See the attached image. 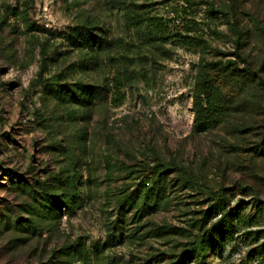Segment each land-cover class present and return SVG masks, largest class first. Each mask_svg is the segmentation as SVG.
I'll use <instances>...</instances> for the list:
<instances>
[{"label": "rangeland", "instance_id": "374dc122", "mask_svg": "<svg viewBox=\"0 0 264 264\" xmlns=\"http://www.w3.org/2000/svg\"><path fill=\"white\" fill-rule=\"evenodd\" d=\"M151 18L165 25L156 45ZM233 25L253 32L240 47ZM74 29L109 48L73 47ZM234 52L255 71L262 62L264 0H0V264H82L80 252L86 264H264V156L252 155L264 89L248 88L216 131L192 133L197 66ZM88 87L87 108L65 97ZM156 158L186 184L171 171L166 199L149 202L141 181ZM60 174L79 179L70 211L40 199L59 202ZM232 209L236 226L218 236Z\"/></svg>", "mask_w": 264, "mask_h": 264}, {"label": "trees", "instance_id": "16d2710c", "mask_svg": "<svg viewBox=\"0 0 264 264\" xmlns=\"http://www.w3.org/2000/svg\"><path fill=\"white\" fill-rule=\"evenodd\" d=\"M211 15L221 16L222 12L220 10H214L213 7H209ZM232 15V14H231ZM136 18V19H135ZM131 23L138 30L142 28L143 21L138 22V18L131 17ZM165 30V25L162 20L149 19L148 23V31H147V39L152 41V44H158L164 40V35L159 34ZM232 36L236 39L235 47H240L239 43L243 39H250L253 36V32L251 31H241L235 25L230 27L229 30ZM69 41L73 47L85 48L89 51H98L104 52L109 48V43L106 42L105 39L97 38L91 35L90 32L82 31V29H74L71 31V35L69 36ZM191 43L195 46L196 42L194 39H189ZM231 57H234L236 60L233 61H217V60H201L200 64L197 66L199 70V82L194 89L196 95H198L203 100V105L199 103L196 106V111L193 114V123H192V133L194 135H203L216 131L222 125H224L228 117L235 111L236 105L240 99V97L248 90L250 87L264 89V80H262L259 75L260 73H264V53L262 56V62L259 63L257 70L253 69L252 64H248L241 60L240 54L233 53ZM242 64H245L242 67ZM97 95L94 93L91 88H83L79 90L78 94H76L73 90L65 91V97L68 98L70 103H75L77 105H81L83 107H89L92 104V98ZM242 132V131H241ZM237 133H240L238 131ZM264 136L260 139L258 143V147L254 149V153L252 154L256 157L264 156ZM156 164L149 168L148 171L142 177V186L143 192H141V199L145 201L159 200L163 201L166 199V180L167 174L176 173L178 174L179 180L177 182L180 183L182 181L181 176H184V171L181 168H176L175 170H171V164H164L160 159L156 158ZM174 169V168H173ZM56 183L59 186L60 195L58 196V201L55 200H46L43 196L40 197L42 205H46L47 210L57 211L60 204L65 207V210L70 211L71 209H75V205L77 203H81L78 194L75 197V192L80 185L78 178H62L61 174L59 175ZM181 179V180H180ZM70 181V183L68 182ZM184 186L186 181H182ZM25 186V182L19 184V187L22 188ZM80 204V205H81ZM210 213L212 215L217 214V209H210ZM228 218V219H226ZM238 218L237 210H230L227 214L223 215L221 221H218L215 224L216 233L218 236L226 230L233 229L236 226V220ZM214 230L211 231V233ZM203 245L206 240L202 239ZM200 247V246H199ZM209 252H215L213 255H220V249L218 247H214L212 245H208ZM202 248V245H201ZM202 249L197 251H191L190 255L196 256L201 255ZM204 253V251H203ZM211 253V252H210ZM79 261L82 264H86L89 261L88 257L80 252L78 254ZM179 259L177 264H180Z\"/></svg>", "mask_w": 264, "mask_h": 264}]
</instances>
